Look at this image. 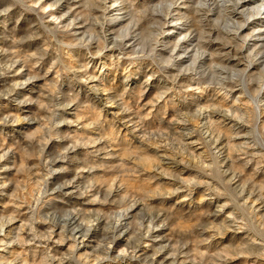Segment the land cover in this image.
Returning a JSON list of instances; mask_svg holds the SVG:
<instances>
[{"label":"rangeland","instance_id":"obj_1","mask_svg":"<svg viewBox=\"0 0 264 264\" xmlns=\"http://www.w3.org/2000/svg\"><path fill=\"white\" fill-rule=\"evenodd\" d=\"M155 2L137 0V7ZM37 3V11L48 17L50 26L70 6L67 0L61 4L56 0H0V11L10 7L0 15V65L18 61L8 74L0 76V91L10 90L30 74L40 77L26 87L15 88L7 98L0 97V119L10 116L16 121L0 124V149L12 150L0 162V185H4L0 187V264H150L151 257H167L176 264H264V155L258 154L264 149L245 146L264 142V127L249 119L256 101L264 108V57L258 56L264 46H245L239 37L240 46H234L236 41L227 34L229 28L220 23L225 12L214 9L208 21H219L221 29L211 33L213 41L205 47L213 53L219 50L228 54L223 63L234 72L247 69L244 82L237 76L224 81L221 88L200 87L183 75L173 88L168 75H175V69L158 73L151 61H137L129 71L128 61L122 60L116 69L111 59L118 55L116 49L94 60L81 56L76 49H67L66 58L73 67L86 66L89 73L100 78L96 83L103 82L108 95L124 94L133 110L121 112L113 105L107 111L82 93L80 107L73 105L65 114L70 123L58 131L69 137L87 133L90 139L102 135V142L95 145L100 154L93 161L87 157L92 149L78 146L75 154L80 162L57 161L50 167L68 170L45 179L41 162L68 141L61 144L52 140L41 154H34L21 133L38 139L44 135L40 104L29 102L18 108L11 102L13 98L40 100L46 88L55 92L64 84V76L52 68L55 42L49 43L43 29L37 32L36 12L29 10ZM71 7L75 11L60 20L61 24L74 19L81 10L75 2ZM180 11L192 15L187 7ZM93 14L99 15V9H93ZM86 28L80 20L71 31L82 33ZM105 31L118 28L105 25ZM30 36L34 38L26 39ZM176 38L174 34L162 40L173 42ZM189 46L188 41L181 45ZM41 49L47 55L39 62L36 56L27 62L20 59L32 53L39 55ZM157 52L168 55L159 48ZM238 53L243 55L241 66L232 61ZM187 62L185 58L179 63L183 66ZM213 63L208 57L200 61L210 77L218 79L224 73L213 68ZM125 74L132 76L127 90L121 83ZM165 88L170 90L158 100ZM82 111H91L102 128L97 131L85 125L78 129L71 121L83 122ZM26 116L35 122L25 123ZM245 120L247 124L241 123ZM240 129L253 134L245 136ZM189 136L198 149L187 144ZM163 157L170 165H165ZM89 164L92 171L87 170ZM66 181L74 182L69 193L75 194L64 191L44 195L45 188L50 192L57 183ZM89 183L93 185L91 194L80 195ZM113 213L127 217L128 237L123 242L117 240V230L107 231ZM148 213L153 217L151 229L161 231L156 244L145 242L144 229L136 230L137 217ZM83 219L91 223L79 227ZM200 225H207V230L202 232ZM75 230L86 235L89 250L77 249L72 235ZM146 244L145 254L140 255L139 249Z\"/></svg>","mask_w":264,"mask_h":264},{"label":"clouds","instance_id":"obj_2","mask_svg":"<svg viewBox=\"0 0 264 264\" xmlns=\"http://www.w3.org/2000/svg\"><path fill=\"white\" fill-rule=\"evenodd\" d=\"M19 2V0H17ZM42 2V0H39ZM66 0H56L57 4L65 3ZM76 3V7L81 10L76 13L74 19H70L66 24H61L60 20H63L69 13L75 11V8L71 7L73 3ZM70 5L68 12L55 22V24L49 25L47 16L41 15L40 11H37L39 3L31 6L30 11L36 12L38 18L37 32L43 29V35L48 38L49 43H54L55 56L52 58V68L64 76V84L60 89L53 92L50 89H45L44 96L37 101L28 100H16L13 98L11 101L15 103L18 108H22L25 104L32 102L40 104L43 120L40 121L41 129L44 135L41 138H37L34 135H24V138L29 142V147L33 149L34 154H41L45 146L52 140H55L61 144L68 141L66 146L56 149L51 158L41 162V166L45 169V179L49 175H55L57 172H66L67 168H51L50 165L55 164L57 161L72 160L73 162H80V157L75 154L77 147L91 148L92 150L87 153V157L91 160H95L99 156L100 151L95 148L96 144L102 142L104 137L98 136L96 139H90L87 133L78 136L69 137L58 131L63 125L70 123L65 118L69 109L73 108V105L80 107L79 100L82 93H87L88 96L93 97L94 101L100 105L108 106L114 105L120 109L121 112H131L132 106L124 99V94L113 92L112 95H108L105 91L103 82L96 83L100 78L87 71V67L75 66L70 59L66 58L67 49H76L80 55L87 57L90 60L97 59L104 56L105 52L109 49H116L118 55L112 56V67L119 69L120 61L127 60L129 71L134 63L140 60L151 61L152 66L158 73H167L168 69H175V75H168V79L172 82L173 88L176 87V81L180 76H187L191 80L196 81L200 87H216L221 88L224 81L235 80L237 76L242 82L246 80V71H235L231 68L224 66L223 61L227 58L226 53L222 51H216L215 53L208 51L205 47L213 41L212 32L220 28L219 21L215 23L208 21V16L214 9H220L221 12H231L236 14L238 12V6L241 0H156L155 3L150 4L147 7H137V0H67ZM228 5H231L229 8ZM262 6H264V0H262ZM187 7L191 9L192 15H187L180 11L181 8ZM93 9H99V15L93 14ZM175 9V11H173ZM111 10V15L107 13ZM10 11V7H5L0 11V15L6 14ZM260 13L249 12L247 10L240 11L239 17H243L242 23L236 24V28H229L227 31L230 35L231 41H236L234 46H239L238 29L246 26L248 21L255 18ZM238 17V18H239ZM83 20L87 26L86 30L82 33H73L72 27L77 24L78 21ZM142 22L146 26L142 27ZM105 25L115 26L118 31L106 32ZM170 25L174 26L173 31H165ZM264 33V29L257 30V34ZM176 35L177 38L173 42L162 40V37ZM109 36L112 37L109 40ZM34 37H27L26 39H33ZM264 39V35H261ZM24 39V38H22ZM195 43H191L192 40ZM216 39H220L217 37ZM246 40L247 37L240 38ZM129 40V43H125ZM190 42L189 47L182 48L183 42ZM167 51L166 57L160 56L157 49ZM179 52V54H177ZM47 53L41 49L39 55L32 53L30 57L20 59L31 60L33 56L37 57V62L44 59ZM258 56L264 57V49L258 51ZM211 58L214 63L213 68L219 69L223 75H219L218 79L215 75L210 77L209 71L206 69L205 64H200V61H204L205 58ZM187 58L188 62L183 66L179 63ZM18 61L13 59L8 65H0V76L6 75L10 72V69L15 67ZM199 65V66H198ZM155 74V73H154ZM38 74H30L24 81L13 84L10 90L0 91V97L7 98L12 94V90L15 88L26 87L29 83L39 79ZM132 76L125 74L121 81L125 90L129 87V81ZM247 83H251L250 80ZM170 89L165 88L161 91L158 100L164 99L167 95V91ZM46 101V102H42ZM80 115L84 116V121L72 120L71 123L75 124L78 129H82L87 125L90 129L99 131L102 128L100 121L97 120L91 111H82ZM264 108L260 106V102L256 101L253 106V110L249 119L257 125L264 127ZM15 118L6 116L0 119V124L15 123ZM25 123H34L32 117H24ZM241 123L247 124L248 120ZM240 131L245 136H251L253 133L247 132L244 129ZM246 147L261 148L264 149V142L256 141L251 144H246ZM11 149H0V162L8 157ZM73 153V155H69ZM264 155V152L258 153ZM88 171H92V166L89 164ZM73 181H66L63 183H57L49 192L47 188L44 189L45 196H52L54 193H64L65 187L73 184ZM4 187V185H0ZM93 185L89 183L83 191H80V195H90ZM177 189L176 191H179ZM67 194H75L67 193ZM69 217L66 215L64 219ZM103 218V217H99ZM122 216L119 213H113L110 217V222L107 225V231L115 232L117 226L121 224ZM147 221V223H145ZM91 223L87 219L81 220L79 227H83L86 224ZM153 225V217L151 213L145 216L137 217L136 230L144 229L146 235L151 230ZM201 231L207 230V225H200ZM137 242L139 238L137 237Z\"/></svg>","mask_w":264,"mask_h":264},{"label":"bare ground","instance_id":"obj_3","mask_svg":"<svg viewBox=\"0 0 264 264\" xmlns=\"http://www.w3.org/2000/svg\"><path fill=\"white\" fill-rule=\"evenodd\" d=\"M228 7L230 8L231 5H228ZM245 10H247L249 12L260 13V15H257L255 18H253L250 21H248V23L246 24V26L238 29L237 31H238V37L239 38L238 37L237 38L240 39L242 37H247V39L246 40H243V42H242L243 44H245V46H251L252 48L257 47V46H264V39L261 38V35H264V33L257 34V30L264 29V6H262V0H241V3L238 6V12L236 14H233L231 12L225 11L224 16H222V18H221V22H220L221 25L224 28H232V29H235L236 28V24L232 23V21H236V23H242L243 22V17H239V12L240 11H245ZM109 13H110L109 15H111V10L109 11ZM165 31L173 32L174 31V26L170 25L168 28L165 29ZM224 31L222 33H224ZM228 33L229 32L227 31V34ZM232 34H235V33H232ZM232 34H230V35H232ZM170 38H171V35L164 37V39H170ZM228 51H229V49H228ZM232 61L235 64V66H241V65H243V55L241 53H238V54L234 55L232 57ZM233 91H235V90H233ZM104 107H105V109L107 111H109V110H111L113 108V105H108V106H104ZM237 138L241 140L244 137L243 136H239ZM187 144L189 146L195 148V149H198L199 148V147L196 146V141L193 140L190 136L187 137ZM162 159L164 160L165 165L166 164L167 165H170L169 164L170 162L167 160L168 158L163 157ZM64 191H65V193L71 192L72 191V185L70 184L67 187H65ZM120 215L122 216V220H121V224L119 226H117V228H116V230L118 232L117 240L123 242L128 237V230H127L128 227H127V222H126L127 217L123 216L122 214H120ZM159 230L160 229L158 227L149 230L148 233L145 235V237H147V239H145V242H149L151 244L158 243L159 242L158 240L161 239V231H159ZM72 235H73V238L75 240V243L77 245L76 247H77L78 250L87 251V250L90 249V241L86 238V235L85 234H81L79 230H75V231L72 232ZM148 245L149 244H146V245H144L143 248L139 249L140 255L141 254H145V249L147 248ZM120 255L121 254H117V257L118 256L120 257ZM149 259H150L149 260L150 261V264H176L173 261H168L167 257H163L161 259H159L158 257H151ZM180 263H178V264H180Z\"/></svg>","mask_w":264,"mask_h":264}]
</instances>
